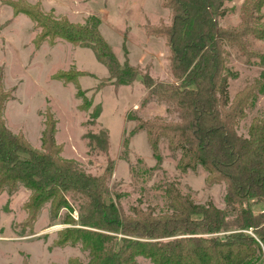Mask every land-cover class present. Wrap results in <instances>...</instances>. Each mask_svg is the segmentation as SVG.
<instances>
[{
  "label": "rangeland",
  "instance_id": "374dc122",
  "mask_svg": "<svg viewBox=\"0 0 264 264\" xmlns=\"http://www.w3.org/2000/svg\"><path fill=\"white\" fill-rule=\"evenodd\" d=\"M163 2L0 0V93L9 95L2 117L13 135L40 151L46 117L52 115L57 121L56 142L62 147L61 157L93 177L108 173L109 198L126 215L133 208L155 214L170 213L165 193L168 184H175L197 205L212 203L219 210H229L226 183L209 185L208 173L201 167L182 172L179 169L181 152L173 150L165 139H161L159 159H155L146 132H137L140 120L177 121L179 113L172 104L151 94L142 77L131 86L112 85L96 93V87L108 77V71L92 50L63 41L54 47L46 43L36 48L34 40L39 31L30 18L17 15L10 5H39L55 19L67 18L80 25H87L95 17L121 64L128 61L153 83L179 86L180 82L169 71L170 54L165 40L146 33L148 26L170 25L171 11L165 9ZM222 9L224 15L217 19L219 27L245 33L237 45L226 50L225 76L231 105L239 101L246 104L236 133L248 140L250 129L257 121L264 120V80L261 79L264 75V0H223ZM79 71L89 74L79 79L87 100L92 101L89 111L83 110L84 102L77 97L75 85H64L59 80V73ZM255 86L260 89L251 92ZM247 92L252 93V100L245 97ZM95 108H100L101 115L92 120ZM31 196L32 192L22 184L12 194L4 192L0 196V264H88L90 252L81 242L60 245L66 230L84 229L124 238L121 234L82 227L79 222L82 199L71 196L67 200L72 211L56 209L48 202L33 219L34 211L28 210ZM255 202L246 204L255 213L264 210V203ZM247 205L236 208H247ZM225 234L228 233L204 237ZM184 237L189 236L159 241ZM136 264L153 263L137 257Z\"/></svg>",
  "mask_w": 264,
  "mask_h": 264
},
{
  "label": "trees",
  "instance_id": "16d2710c",
  "mask_svg": "<svg viewBox=\"0 0 264 264\" xmlns=\"http://www.w3.org/2000/svg\"><path fill=\"white\" fill-rule=\"evenodd\" d=\"M10 5L17 15L30 18L39 31L34 40L36 48L46 43L54 47L63 41L92 50L108 71L96 93L112 85L131 86L142 77L151 94L172 104L179 113L177 121L140 120L137 132H146L155 159H159V144L165 139L173 150L181 152L182 172L201 167L208 173L209 185L226 183L229 210H219L212 203L197 205L175 184H168L165 193L170 213L155 214L133 208L126 215L109 198L108 173L93 177L61 157L62 147L56 142L57 121L52 115L46 117L40 151L13 135L2 117L9 98L3 93H0V196L4 192L12 194L22 184L32 192L28 210L34 211L33 219L48 202L56 209L72 211L67 197L82 199L79 207L82 227L124 236L66 230L60 245L81 242L90 252L88 264H136L137 257H145L153 264H263L264 210L255 213L246 202L264 203V120L250 129L248 140L237 135L238 120L244 117L246 104L230 103L225 57L227 48L237 45L245 33L219 27L217 19L224 15L223 0H164L163 6L171 11L170 25L146 28L149 37L165 40L170 54L169 71L180 82L179 86L153 83L128 61L121 64L95 17L87 25H80L67 18L55 19L39 5ZM58 75L64 85H75L77 97L84 102L83 110L89 111L92 101L87 100L86 91L79 84V79L89 74L79 71L62 73L66 77ZM261 79L264 80V75ZM251 92H247V100H252ZM100 115V108H95L91 118L96 120ZM102 133L106 136V132ZM237 205L247 208L238 209ZM221 233L228 234L204 237ZM181 236L189 237L159 241Z\"/></svg>",
  "mask_w": 264,
  "mask_h": 264
},
{
  "label": "built area",
  "instance_id": "2783aa9c",
  "mask_svg": "<svg viewBox=\"0 0 264 264\" xmlns=\"http://www.w3.org/2000/svg\"><path fill=\"white\" fill-rule=\"evenodd\" d=\"M263 264H264V262H263Z\"/></svg>",
  "mask_w": 264,
  "mask_h": 264
}]
</instances>
